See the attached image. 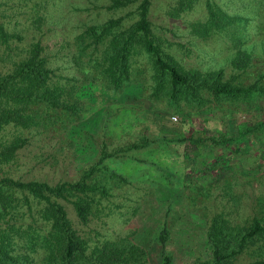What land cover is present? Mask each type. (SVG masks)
I'll return each mask as SVG.
<instances>
[{
    "label": "rangeland",
    "instance_id": "374dc122",
    "mask_svg": "<svg viewBox=\"0 0 264 264\" xmlns=\"http://www.w3.org/2000/svg\"><path fill=\"white\" fill-rule=\"evenodd\" d=\"M137 1L108 8V0H0V20L14 34L8 49L0 46V67L39 41L59 80L72 84L71 99L79 108L70 133L60 124L38 133L19 130L37 146L29 145L22 158L9 164L8 173L51 182L76 179L102 150L111 153L104 164L127 182L103 176L110 195L100 198L81 226L89 242L126 235L145 247L150 264H158L153 238L164 223L175 263L186 264L206 255L204 227L214 213L246 224L264 210V95L198 106L179 101L175 110L165 96L150 95V65L141 51L132 64L136 73L130 89H108L110 99L73 61V37L110 17L123 16L129 23L136 18ZM176 1L149 4L151 32L164 51L183 68H221L233 83L264 87V0H188L181 10ZM207 2L245 20L230 27L239 39H231L225 28L205 36L192 29V22L207 15ZM238 51L248 54L242 67L233 63ZM143 139L148 146L119 150ZM233 264H264V253L247 249Z\"/></svg>",
    "mask_w": 264,
    "mask_h": 264
},
{
    "label": "trees",
    "instance_id": "16d2710c",
    "mask_svg": "<svg viewBox=\"0 0 264 264\" xmlns=\"http://www.w3.org/2000/svg\"><path fill=\"white\" fill-rule=\"evenodd\" d=\"M132 1L108 0L107 7H123ZM149 4L150 0H138L136 18L127 24L123 16L110 17L86 25L73 37V61L91 83L103 87L110 99L113 95L108 89L113 93L130 89L135 72L132 64L141 51L150 65V95L165 96L177 106L175 110L179 109V101L198 106L211 100L220 103L264 95L263 86L233 83L224 77L221 68L201 71L181 67L153 37ZM188 6V0L176 1V10ZM244 22L242 17L231 16L207 2L204 20L192 22L191 27L204 36L225 28L231 39H239L230 27ZM13 35L0 20V46L4 51ZM43 49L39 41H32L23 54L0 67V264H150L145 247L128 236L90 243L81 227L91 219L100 198L110 195V185L103 176L127 182L104 164L103 159L111 153L102 150L76 179L51 182L8 173L9 164L22 158L29 145L37 146L19 130L31 128L38 133L57 124L69 133L76 129L79 108L71 99L72 84L59 80ZM247 59L248 54L238 51L233 63L242 67ZM147 143L146 139L130 142L119 150ZM168 237L169 228L162 223L153 238L158 264H176ZM204 238L206 255H197L186 264H233L247 249L264 253V210L246 224L231 222L223 212H216L204 227Z\"/></svg>",
    "mask_w": 264,
    "mask_h": 264
},
{
    "label": "built area",
    "instance_id": "2783aa9c",
    "mask_svg": "<svg viewBox=\"0 0 264 264\" xmlns=\"http://www.w3.org/2000/svg\"><path fill=\"white\" fill-rule=\"evenodd\" d=\"M171 117H172L173 119H175V116H174V115H172Z\"/></svg>",
    "mask_w": 264,
    "mask_h": 264
}]
</instances>
